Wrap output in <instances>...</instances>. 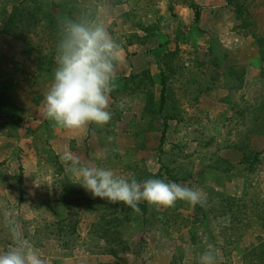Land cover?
Segmentation results:
<instances>
[{
    "label": "rangeland",
    "instance_id": "1",
    "mask_svg": "<svg viewBox=\"0 0 264 264\" xmlns=\"http://www.w3.org/2000/svg\"><path fill=\"white\" fill-rule=\"evenodd\" d=\"M255 1L247 33L226 0H0V220L12 210L47 264H200L206 249L217 264H260L264 224L242 228L234 243L229 222L216 217L222 200L264 202V0ZM17 8L16 35L8 25ZM84 11L106 25L123 61L112 120L73 133L44 115L56 68V40L45 35L59 36L58 21ZM65 150L129 179L200 189L207 204L182 203L192 213L186 233L170 208H128L118 225L127 250L111 258L91 227L108 202L74 183ZM10 243L0 226V250Z\"/></svg>",
    "mask_w": 264,
    "mask_h": 264
},
{
    "label": "clouds",
    "instance_id": "2",
    "mask_svg": "<svg viewBox=\"0 0 264 264\" xmlns=\"http://www.w3.org/2000/svg\"><path fill=\"white\" fill-rule=\"evenodd\" d=\"M59 41L56 47L54 79L44 97V115L54 127L76 133L89 125L103 128L112 120L109 110L111 93L118 87L116 69L123 61L121 45L112 38L98 17L84 11L75 18L58 21ZM109 137V140H112ZM74 183L82 186L93 199L123 204L135 213L146 202L157 211L175 207L178 201L192 206L207 204V194L165 179L126 178L113 169L84 163L79 156L65 150L60 155ZM11 241L0 250V264H47L24 235L12 210L0 220ZM213 249H206L200 264H217Z\"/></svg>",
    "mask_w": 264,
    "mask_h": 264
},
{
    "label": "trees",
    "instance_id": "3",
    "mask_svg": "<svg viewBox=\"0 0 264 264\" xmlns=\"http://www.w3.org/2000/svg\"><path fill=\"white\" fill-rule=\"evenodd\" d=\"M227 6L232 10L234 15L240 21V26L237 30L244 32H253L256 28V1L255 0H226ZM20 9H13L11 19L9 20L8 31L18 34V30L21 28V25L24 24V18L19 16ZM23 19V20H22ZM196 21L201 20L200 12L197 10L195 15ZM55 29V28H54ZM54 31L47 32L45 35L47 41L53 36V39L56 40L54 52H56V47L59 41V36L52 35ZM16 34V35H17ZM57 66V65H56ZM168 78L166 75H162L160 86L162 89V106L165 105V93L167 92ZM33 143V139L28 137ZM250 165H255L259 162L258 158L249 160ZM222 209L216 213L218 219H225L229 222L230 226L227 231V238L231 237L234 243L242 242L243 232L242 228H249L250 226H258L259 224H264V202L257 198L256 200H247V199H226L222 200ZM184 201H178L175 207H171V210H168L167 215H170V218H173V226H176V230H184V233L187 232V223H190L192 219V213L189 215V212L184 210L182 204ZM185 203V202H184ZM120 206L116 204L108 203V206L105 209L104 214H100L97 217L95 222L92 223L91 227L95 231V238L99 239L104 244V252L106 256H109L114 259H119L127 250V243L123 234L118 231L119 221L122 220L124 215L128 212V207L123 206L119 210ZM166 210V209H164ZM227 214V215H223ZM223 215L222 217H220ZM172 221V219H171ZM260 264H264V251L261 249L260 252ZM174 264H179L178 261H174Z\"/></svg>",
    "mask_w": 264,
    "mask_h": 264
}]
</instances>
